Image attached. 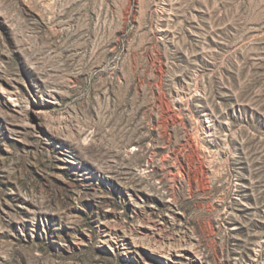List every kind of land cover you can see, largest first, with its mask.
<instances>
[{"label": "rangeland", "instance_id": "374dc122", "mask_svg": "<svg viewBox=\"0 0 264 264\" xmlns=\"http://www.w3.org/2000/svg\"><path fill=\"white\" fill-rule=\"evenodd\" d=\"M0 264H264V0H0Z\"/></svg>", "mask_w": 264, "mask_h": 264}]
</instances>
